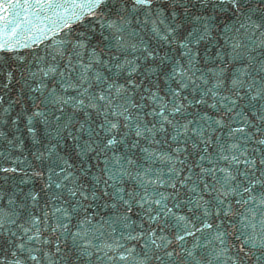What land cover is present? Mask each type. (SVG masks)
<instances>
[{"label": "snow or ice", "instance_id": "6c2138e0", "mask_svg": "<svg viewBox=\"0 0 264 264\" xmlns=\"http://www.w3.org/2000/svg\"><path fill=\"white\" fill-rule=\"evenodd\" d=\"M0 264H264V0H0Z\"/></svg>", "mask_w": 264, "mask_h": 264}]
</instances>
